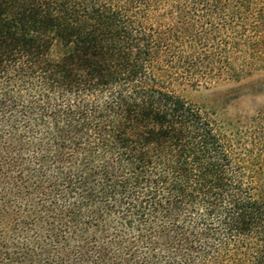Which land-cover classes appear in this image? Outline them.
Returning a JSON list of instances; mask_svg holds the SVG:
<instances>
[{
    "label": "trees",
    "instance_id": "1",
    "mask_svg": "<svg viewBox=\"0 0 264 264\" xmlns=\"http://www.w3.org/2000/svg\"><path fill=\"white\" fill-rule=\"evenodd\" d=\"M255 75L264 0H0V264H264V107L176 91Z\"/></svg>",
    "mask_w": 264,
    "mask_h": 264
},
{
    "label": "rangeland",
    "instance_id": "2",
    "mask_svg": "<svg viewBox=\"0 0 264 264\" xmlns=\"http://www.w3.org/2000/svg\"><path fill=\"white\" fill-rule=\"evenodd\" d=\"M264 78V75H255L250 80L240 83H221L210 87L192 86L189 84L177 85L176 91L186 100L211 113L221 125L238 121H245L255 117L257 111L264 107V93L260 90L247 89L242 94L239 91L256 80ZM235 92V100L226 102L227 94Z\"/></svg>",
    "mask_w": 264,
    "mask_h": 264
}]
</instances>
